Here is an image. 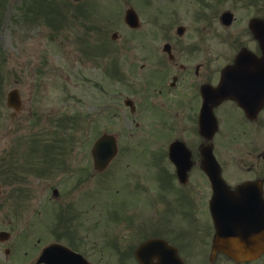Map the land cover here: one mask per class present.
<instances>
[{
    "label": "rangeland",
    "instance_id": "obj_1",
    "mask_svg": "<svg viewBox=\"0 0 264 264\" xmlns=\"http://www.w3.org/2000/svg\"><path fill=\"white\" fill-rule=\"evenodd\" d=\"M50 1L0 0V152L3 147L6 146L8 150L17 143H20L21 150L25 152L29 147V139L38 138L45 142L53 141L59 136L61 140L73 142L65 152L68 150L70 158L74 157L72 166L76 168L77 157L82 154V147L85 146L88 164L85 163L87 176L82 182L85 183L84 194H71L69 197L64 193L60 197L59 203L63 202L65 209L72 204L69 210L75 212L76 219L71 220L73 228L67 227L69 215L64 208L56 209L60 207L55 208L44 201L50 198L46 195L47 188L42 190L45 179L36 181L34 174L29 173L26 156L17 154L21 160L16 159L15 162H18V168L24 167L26 173L21 188L28 192L32 190L34 195L15 196L12 191L17 188L15 182H7L5 188L12 189L7 194L0 193V231L10 233L9 240L0 243V264H27L26 261H29L42 241L53 238L57 242L61 238L67 244L77 247L84 245L82 249L91 264H129L131 259L118 253L130 248L131 244L121 242L120 245L116 230L117 227L120 228L119 224H134L136 219L129 220L130 216L136 218L142 215V223L140 224L139 219L137 224L140 225L134 233L132 228L120 231L118 235L122 241L129 235V240L142 238L157 229L169 233L175 228L184 237L190 232L188 229L193 223L188 216L182 214L183 211L189 212L187 198L174 196L163 178L158 176L161 168L160 150H153L149 145L169 137L175 126L174 116H169V110H165V107L148 108V113L145 114L146 126L150 128L154 122L149 138L146 132L148 128L135 124L140 121L144 124L140 109L138 108L134 117L122 104L125 96H128L135 102L142 99L139 103L144 106L143 81H126L121 73L126 71L125 63L121 61L110 66L115 72L113 75L119 79L114 80L112 73H109V66L104 65L112 63V55L98 57L99 65L93 64L95 59L87 60L84 55L85 27L92 28L95 25L94 19L101 32H106L109 45H115L111 40L113 32L122 37V40L126 38L123 15L127 9V1L130 0H96L89 4L82 2L78 6L71 0H54L52 9L48 7ZM89 1L91 0L84 2ZM136 5L143 11L147 10L140 2H136ZM163 6L171 18L178 16L174 21L166 18V10L161 14L157 21L168 20L166 29L175 25L174 30L178 25H187L179 15L184 8L188 15L186 10H191L192 5L185 7L184 3H178L176 6ZM65 9L68 21L63 16L57 17V13H64ZM149 11L156 15L157 9L151 6ZM72 12L79 19L74 18ZM157 21L153 19L148 23L156 26ZM142 25L144 27V21ZM139 61L132 66H135L136 78H140L137 76ZM146 80L155 81L151 77ZM133 87L138 89V95L131 90ZM13 88L19 90L23 104L16 117H12L13 111L6 105V94ZM151 96L153 95L147 98ZM114 102L118 105L117 117L114 118L117 128L110 130L109 121L114 113ZM84 117L88 122L87 130L81 134L82 128L86 126L82 122ZM59 121L63 123L61 128L57 127ZM104 131L117 133L120 144L125 141L138 143L150 140L141 149L135 148V144L134 148L127 145L128 148H133V155L130 153L120 161L127 160L132 165L122 167L115 175L111 168L96 175L91 167L89 149L96 137ZM79 142H83L82 145ZM61 177L53 173L50 182L57 185ZM68 182L70 188L73 179ZM117 190L121 192L117 193ZM158 203L161 204L160 214L154 218L152 208ZM76 236H82L83 244ZM36 243L34 250L23 249L7 255L3 250L8 246L27 247Z\"/></svg>",
    "mask_w": 264,
    "mask_h": 264
},
{
    "label": "flooded vegetation",
    "instance_id": "obj_2",
    "mask_svg": "<svg viewBox=\"0 0 264 264\" xmlns=\"http://www.w3.org/2000/svg\"><path fill=\"white\" fill-rule=\"evenodd\" d=\"M90 2L96 0L87 3ZM136 2L142 3L147 10L139 9ZM166 3L192 5L191 10H186L187 16L179 15L187 25H178L173 30L175 25L166 29L164 23L160 22L155 30H150L147 25L141 29L140 24L138 30L130 29L124 40L112 34L111 40L115 45H109L106 32L102 34L95 22L94 28H89L84 35V55L87 60L95 59L93 64L96 65H99L98 57L112 55V63L104 64L105 67L108 65L110 69L111 64L124 62L126 80L143 81L144 90L147 91L144 92V106L139 103L141 99L135 102L132 98L130 104L128 96L123 100L124 108L129 105L127 109L130 115L135 116L138 108L141 114L150 108L147 96L152 90L151 95L159 98L157 107H165V110H169V116H174L172 132L167 139L160 141L161 168L158 176L163 178L174 196L187 198L189 212L184 211V216L193 222L191 236L189 232L183 237L174 228L169 233L157 229L153 237L164 238L175 246L184 264H264V247L253 259L238 263L214 249L217 236L215 220L224 224L226 236L228 230L241 235L245 242L264 245V102L260 101L259 94L262 88L252 83L253 79L248 81L249 78H245V69L233 68L228 76L231 82L226 87L229 91L226 99L218 101L219 98L212 99L215 97L213 95L209 98L212 92L219 93L217 86L221 83L223 71L234 65L238 55L242 54L250 61L261 56L256 32L251 27L254 22L264 20V0H130L127 1V9L132 8L139 21H147L145 18L150 16L158 20L165 12L163 5ZM151 6L157 9L156 15L149 11ZM175 17L178 16H170V19L175 21ZM179 28H182L181 31ZM140 29L141 33H136ZM76 35L80 36L79 33ZM138 61L137 76L140 78H136L135 66L132 67ZM247 69L251 73V68ZM121 73L124 75V70ZM149 77L155 81L148 82L146 79ZM131 90L138 95V89L133 87ZM204 98L208 102L215 100L210 106L217 127L208 140L199 134L197 122ZM113 104L110 130L117 128L114 121L117 102ZM82 122L86 126L81 134L87 128L85 117ZM178 142L189 150L191 148L190 156H180V162H173L168 156V148ZM70 143L73 142H35L25 152L21 150L20 143L13 144L8 150L6 146L3 147L0 152L1 195L12 190L5 188L7 182L17 184V188L12 190L17 197L23 193L34 195L32 190L28 192L21 188L26 173L25 168H18V162H15L16 159L21 160L17 154L26 156L27 168L36 181L45 179L42 190L47 188L46 195L57 196L56 200L64 193L80 195L84 185L82 182L87 176L85 163L88 164V157L83 146L82 154L77 157V167L74 168V157L70 158L68 150L65 152ZM82 143L79 142V145ZM127 145L121 143L119 152ZM203 147H208L212 154L208 172L203 170L201 164ZM51 151L53 155L48 156ZM120 159L125 157L117 156L111 164L114 175L122 167L131 165L127 160L121 162ZM53 173L62 176L57 185L50 182ZM71 179L74 182L69 188L68 181ZM215 195L222 197L218 199L222 202V213L216 211ZM160 209L161 204L158 211ZM231 223L234 228L239 226L238 230L229 228ZM127 256L131 257V253Z\"/></svg>",
    "mask_w": 264,
    "mask_h": 264
},
{
    "label": "water",
    "instance_id": "obj_3",
    "mask_svg": "<svg viewBox=\"0 0 264 264\" xmlns=\"http://www.w3.org/2000/svg\"><path fill=\"white\" fill-rule=\"evenodd\" d=\"M125 21L127 22V24L129 25H134L135 20L133 17H130L129 15H126L125 17ZM255 31H256V37L260 42V48L262 51V56L261 58H251L250 60H247L246 58L239 56V59L237 60V67L239 66V62L240 64V69H245V72L247 73V75L245 76V78H249L248 81L251 79H253L251 82L252 83H257L258 85H260L263 89H262V99L264 100V22H262L261 26L257 28V26L255 27ZM239 61V62H238ZM249 61V62H248ZM251 68V73L249 72V70L247 68ZM252 69L254 70V72L252 73ZM247 82V81H245ZM248 84V82H247ZM16 91H11L8 94V104L13 106V107H17L16 106ZM205 117H202L201 121H200V125H201V129L205 128L206 126L204 125V120ZM112 138L108 137V136H104L102 138H100L97 142V144L94 147V150L97 149H108L106 154L101 155V162H100V168L104 167L109 160L112 158V156L114 155V147L110 146V145H106L105 143L100 144V142L103 141H111ZM94 158H95V154H93ZM203 157H205V163L207 162L206 159H208V155H204ZM96 164H98V159L95 161ZM219 232H220V236L219 238L216 240V247L221 251H224L225 253L229 254L232 257H239L241 254L245 253V250L247 249H252L254 248L253 246H245L244 244L239 243H235L234 241H232L231 239L226 241V239H221L222 237V230L221 227H218ZM53 248L49 247L48 249H46V251L44 252L41 261L46 262V254L52 253ZM65 251V250H63ZM66 252V251H65ZM171 254V256L173 257H166L165 259L161 258L160 256L157 257H153L152 259L156 258L158 262H152L151 256L155 255V254ZM176 251L174 248H171L170 246H167L163 241L161 240H149L146 243H144L141 248H139L136 252V256L140 262V264H161V262L165 261V263L169 262L171 263V261L175 260V264H183L182 261L177 257H175ZM55 255H57V253H55ZM58 259V258H57ZM56 259V260H57ZM69 260L66 263L62 264H75V260H72V258L67 259ZM238 260V258H237ZM179 261V262H178ZM164 263V262H163Z\"/></svg>",
    "mask_w": 264,
    "mask_h": 264
}]
</instances>
